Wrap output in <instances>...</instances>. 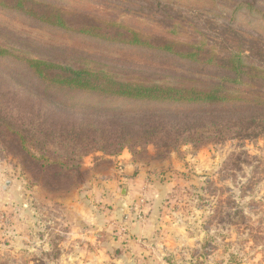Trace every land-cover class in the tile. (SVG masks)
Returning a JSON list of instances; mask_svg holds the SVG:
<instances>
[{
	"label": "rangeland",
	"instance_id": "1",
	"mask_svg": "<svg viewBox=\"0 0 264 264\" xmlns=\"http://www.w3.org/2000/svg\"><path fill=\"white\" fill-rule=\"evenodd\" d=\"M41 1H54L64 9L63 16L74 25L78 19L83 24L101 29L110 27L112 30V24H124L147 36L157 47L164 46L168 41L186 43L190 38L195 39L191 46L199 45L202 35L210 43L217 42L216 45L223 47L225 44L231 46L225 41V33L230 28L226 21L230 20L235 4L241 0H160L155 9L149 5L151 0ZM251 1L247 0V35L253 34V38L263 41L264 31H255L249 24L253 18L264 24V18L257 15V12L264 13V0L255 5ZM129 13L134 17L127 16ZM237 26L240 28V25ZM31 39L40 45L38 48L33 45L35 55L72 64L79 59L78 55L87 57L99 68L106 66L107 72L123 79L129 77L133 81H172L176 78L174 76L199 72L181 59L161 51L119 46L112 41L52 31L0 11V42L26 50L29 49L28 44L31 45ZM11 60L0 61V82L10 85L3 86L0 100H5L6 111L14 115L11 121L16 125H28L30 119L38 118L37 121H40L44 106L56 105L61 110H75L78 115L70 117L78 122L93 120L94 117L88 113L93 108L126 114L138 110H176L190 106L182 101H153L55 88L52 84L32 79L23 66ZM16 88L22 90L19 98H16ZM199 107L205 110L217 108L207 103L194 106ZM218 107L229 108L227 105ZM67 114L61 113L58 121L62 123L69 118ZM6 116L7 113L0 111V122ZM262 130L226 129L221 134L208 133L199 143L188 141L170 149L150 144L124 150L131 155L133 153L138 163L155 161L167 165L158 180V184L164 187V193L154 200L159 198L158 204L167 207L165 216L169 221L181 227L185 225L186 236L191 234V242L186 240L183 248L166 253L165 264H264ZM42 140L40 134L36 139L39 147L44 143ZM11 141L8 128L0 130V264H93L96 259L91 257V241L86 249L81 250L84 245L77 244V237L82 229L76 227L70 231L78 216L68 204L80 197L93 209L100 206L99 213L109 210L111 219L117 220L120 216L118 209L114 211L109 205L103 207L97 204L99 195L84 188L89 186L95 170L101 173L111 170L114 164L109 158L117 156L89 147L88 150H92L83 157L79 169L75 164L77 162L63 158L64 162H69L64 168L54 167L43 174L64 176L67 169H71L67 173L70 179L62 178L60 186L51 183L45 187L38 180L41 174L32 176L31 171L36 168L29 163L25 165L24 157L13 148ZM31 150L38 153L37 148ZM92 163L95 167L91 168ZM115 198H122L119 189ZM66 200L68 204L64 202ZM121 220H124L123 215L117 221L120 223ZM101 231V234L116 238L122 234L119 226H113L109 231L102 228ZM87 236L91 237V232L86 233L84 238ZM113 250L119 263L114 261L112 264H141L124 254L121 256L119 248ZM134 250L131 246L127 255L130 257L129 252ZM111 260L114 259L100 256L97 263L106 264Z\"/></svg>",
	"mask_w": 264,
	"mask_h": 264
},
{
	"label": "trees",
	"instance_id": "2",
	"mask_svg": "<svg viewBox=\"0 0 264 264\" xmlns=\"http://www.w3.org/2000/svg\"><path fill=\"white\" fill-rule=\"evenodd\" d=\"M259 1L252 0L250 3L255 5ZM158 2L160 0H151L149 5L155 9ZM248 10L247 0H241L235 4L230 20L226 21L230 28L225 33V41L231 43V46L225 44L221 47L216 45L217 42L210 43L207 38H202V35L198 41L199 45L191 46L190 43L195 39L190 38L186 43L168 41L164 46L157 47L151 44L147 36L144 37L124 24H112V30L110 27L101 29L83 24L78 19L74 25L63 16L64 9L54 1L0 0L1 12L24 18L31 24L87 39L112 41L119 46L161 51L181 59L188 67L199 71L174 76L176 78L172 81H133L128 79L129 77L123 79L107 72L106 66L99 68L87 57L78 55L79 59L72 64L70 61L64 63L35 55L33 45H40L33 39L26 50L0 42V61L7 62V58H12L11 61L23 66L30 77L39 83H48L56 86L55 88H68L75 92L103 93L153 101H182L190 105L185 109L157 108L126 114L93 108L88 110V113H91L94 119L83 122L70 117L78 115L74 113L75 110H61L52 105L53 107L49 108L44 106L40 121H37L38 118L30 119L28 125L20 126L11 121L14 115L6 111L5 100L1 99L0 111L7 113V116L1 119L0 130L8 128L12 138L11 145L24 157L25 165L29 163V166L32 164L36 168L34 171L30 170L33 177L41 174L42 177L38 180L40 185L45 187L51 183L60 186L62 178L70 179L67 173L71 169H67L64 176L50 175L54 178L52 181L51 177L43 172L54 167L64 168L69 162H64L63 158L77 162L75 164L79 169L83 157L92 150H88L89 147L119 156L124 150L130 151L141 145L153 144L170 149L188 141L199 143L208 133L221 134L226 129L264 130V40L253 38V34L247 35L245 21ZM257 15L264 18V13L257 12ZM127 16L133 18L134 14L129 13ZM237 25H240V28ZM249 25L255 31H264V24L254 18L250 20ZM3 86L10 85L0 82V92L3 91ZM16 89V98H19L22 90ZM198 103H207L217 108H194ZM222 105L229 108L218 107ZM250 112L255 113L250 116ZM61 113H69L66 115L69 118L62 123L58 121ZM38 132L43 136L44 143L41 147L36 143L40 136ZM34 148H37L38 153L31 150Z\"/></svg>",
	"mask_w": 264,
	"mask_h": 264
},
{
	"label": "crops",
	"instance_id": "3",
	"mask_svg": "<svg viewBox=\"0 0 264 264\" xmlns=\"http://www.w3.org/2000/svg\"><path fill=\"white\" fill-rule=\"evenodd\" d=\"M109 159L114 164L111 170L103 173L95 170L89 186L85 185L84 188L99 195L97 204L103 207L109 205L114 211L118 209L120 216L117 220L120 221L122 215L124 220L119 223L111 219L109 210L99 213L100 206L93 209L78 197L69 204L68 200L64 201L78 216L77 220L73 221L70 231L76 227L82 229L77 237V244L84 245L81 250L86 249L85 246L91 241V257L96 259L93 264H98L97 259L100 256L114 259L106 264H112L114 261L119 263L113 248H119L121 252L118 253H122L121 256L124 254L123 256L137 260L141 264H165L163 260L166 253H174L177 248H183L186 240L191 242V234L186 236L185 225L181 227L180 224L169 221L165 216L168 212L167 207L158 204L159 198L154 200L164 193V187L158 184V180L167 165L155 161L147 164L138 163L128 151ZM92 167H95V163L91 164ZM117 189L122 195L120 199L115 198ZM113 226L117 228L119 226L121 236L116 238L101 234L102 228L109 231ZM85 232H91V237L84 238ZM131 246H134L135 250L131 251L133 255L129 252V257L127 254Z\"/></svg>",
	"mask_w": 264,
	"mask_h": 264
}]
</instances>
